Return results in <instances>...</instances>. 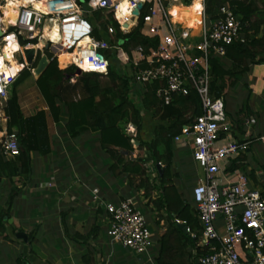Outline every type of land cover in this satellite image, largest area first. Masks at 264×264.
<instances>
[{
    "label": "built area",
    "instance_id": "1",
    "mask_svg": "<svg viewBox=\"0 0 264 264\" xmlns=\"http://www.w3.org/2000/svg\"><path fill=\"white\" fill-rule=\"evenodd\" d=\"M138 1H142L143 7L134 24L132 12ZM205 1L199 0L197 29H190L173 21L169 12L181 0H0V18L8 7L16 10L14 23L0 27V159L10 160L19 155L17 134L7 130L5 103L8 89L18 74L31 67L25 63L23 49L33 48L41 54L47 50L56 58L69 55L70 66L81 74L106 75L110 61L115 60L127 68L129 97L135 104L140 103L138 92H146V85L154 82L159 83L155 97L164 106L174 97H185L194 91L201 113L191 126L182 128L173 142L189 147L195 165L202 171L191 192L200 227L197 246L203 252L197 264H264V195L241 171L225 172L229 161L245 153L248 143L240 144L233 139L222 98L210 94V58L223 57L227 46L245 41V34L240 19L227 4L219 8L216 20H209ZM96 11L111 12L119 31L124 34L141 19L140 34L157 39L156 48L145 54L141 47H136L128 55L106 40L95 39L92 36L94 25L89 19ZM126 23L129 28L124 27ZM115 33L116 30L108 26L107 34L111 39ZM10 38L16 45L28 42L25 46L19 44L18 51L12 54L20 67L15 74L3 52ZM17 54L23 60L18 62ZM31 72L34 73V69ZM70 83H75V77L70 78ZM125 132L132 137V157L135 158L138 156L134 141L136 128L129 124ZM222 134L225 137H221ZM153 165L152 161H147L145 167ZM91 196L107 214L106 235L111 242L135 254L148 251L153 237L145 216L131 200L103 201L97 188L92 189ZM176 223L182 222L176 220ZM185 232L196 238L186 226Z\"/></svg>",
    "mask_w": 264,
    "mask_h": 264
},
{
    "label": "trees",
    "instance_id": "2",
    "mask_svg": "<svg viewBox=\"0 0 264 264\" xmlns=\"http://www.w3.org/2000/svg\"><path fill=\"white\" fill-rule=\"evenodd\" d=\"M191 1L182 0L184 6H189ZM257 1H205V12L209 20H216L219 8L227 4L240 19L245 34L243 43L235 42L227 46L223 57H212L209 61L210 94L214 98H222L225 114L232 125L231 134L240 144L249 141L243 139V135L246 120L254 114L250 109L248 97L239 110L230 114L227 112L228 97L231 91L242 85L244 77L253 66L264 63V37L249 39L245 33V27L250 18L259 10ZM262 8L264 9V1ZM143 15L145 13H142ZM89 20L94 25L92 36L95 39L106 40L110 46H118L128 55L136 47H141L147 54L150 49L157 46V39L146 38L140 34L141 19L136 27L125 34L119 31L111 12L96 11ZM108 26L116 30L112 39L107 34ZM27 43L21 41L20 45L25 46ZM106 55L109 56L110 52L107 51ZM42 56L46 57L48 65L35 80V86L47 112L40 110L33 116L25 117L19 104L17 88L32 76L31 70L37 67ZM111 62L118 63L115 60L110 61L106 75L82 73L72 84L70 78L74 77L76 68L69 66L60 69L57 58L45 50L43 54L37 53L33 65L24 68L9 87L5 103V113L8 118L7 130L17 134L19 155L10 160L0 159V182L5 180L12 184L7 193L5 209L0 210V240H12L9 237L10 233L16 239L15 235L23 232L20 225L16 227L11 222L10 212L20 189L32 183L31 154L35 153L45 158L51 153L46 123L48 116L53 124H62L63 132L71 140L80 139L85 134H94L95 140L92 138L90 157L95 154V148L104 176L117 183L126 184V192H123L121 200L126 199L129 190L141 191L148 205L152 206L153 212L157 213L156 224L164 221L165 232L157 241L158 253L154 260L155 264H195L196 257L191 250L195 249V243L200 236V227L193 208L192 189L189 199H186L175 185V180L180 178L181 173L173 172V139L181 134L183 127L191 126L194 119L200 115L199 98L194 91H191L188 96L174 97L169 105H161L155 97L159 83L154 82L146 85V92H138L140 103L135 104L129 97L130 77L127 71L118 67L119 63L113 65ZM243 87L247 89L246 84ZM247 92L249 95V90ZM149 118L152 120V136L150 140H143L140 132ZM129 124L136 128L137 133L134 141L138 148V156L135 158L132 157V137L125 132ZM223 136L222 134L221 137ZM94 145L97 146L94 147ZM147 161L160 166V171L153 180L148 177L145 167ZM244 162L245 157L238 156L230 162L225 171L226 174L235 170L241 171L254 187L263 188L264 195V185L257 183L254 169H248V163ZM154 194L157 195L155 198H153ZM105 199L113 203L118 202L109 197ZM98 215L104 221L106 220L107 214L103 209L96 210V216ZM65 216V213L60 215L64 224V236L75 244L90 247L81 256V264H96V249L90 245L98 237L99 224L94 222L85 234L77 231L70 234L65 227ZM176 220L184 222L186 227L196 234V238H191L179 229ZM39 227L37 224L32 231L26 233L27 242L17 240L28 250L27 253L23 252L17 256L16 264H32L33 260L31 261L27 256L35 260L42 259L41 252L35 246L38 242ZM104 233L106 234V231ZM45 264L49 263L45 261Z\"/></svg>",
    "mask_w": 264,
    "mask_h": 264
},
{
    "label": "crops",
    "instance_id": "3",
    "mask_svg": "<svg viewBox=\"0 0 264 264\" xmlns=\"http://www.w3.org/2000/svg\"><path fill=\"white\" fill-rule=\"evenodd\" d=\"M193 1L194 0L191 1L190 5ZM263 1L264 0L257 1L259 10L250 18L249 22L245 27V33L249 39H261L262 37H264V9L262 8ZM176 4L178 7L183 8H187L190 6L180 5L183 4L182 0L180 4H178L177 2ZM5 11L6 10L3 11V17L0 18L1 28H5L9 24L4 22ZM19 44H17V46L20 47ZM65 55L66 54L59 55L57 58L58 67L60 69H65L70 66V59L67 64L64 63L63 67H61L60 65L61 63L59 58ZM19 59L20 61L23 60L21 59V55L19 56ZM63 61L65 62V59H63ZM30 78H33L34 84H27L26 87L19 86L17 88L19 104L25 117L33 116L36 112L40 110L47 112V109L43 102V106L37 109L34 113H25V107H27V111L30 110V108L32 107L33 102H30L32 100L31 95H35V93L38 92L35 86V80L38 77H36L33 73ZM241 84L242 85L238 89L230 92V96L228 97L229 105L227 107V112H229L230 114L235 113L245 104L246 97H248L250 109L253 112L254 116L246 120L247 122L243 139L249 141L247 150L244 154L241 153L240 155L245 157L244 163H248V169H254L255 176H263L264 63L253 66L250 72L244 77L243 82ZM244 84L247 85V89L243 87ZM238 90V100H234V97H231V94H234V92ZM248 90L250 92L249 95L247 92ZM151 121L152 120H150V118L149 120L147 119L145 121V127L140 132L141 138L143 140L151 139ZM46 123L48 137L50 140L51 153L48 154V156H46L45 158L36 155L35 153L31 154L33 167L32 183L20 189L18 196L14 200V204L10 213H12L13 216H16V218L20 222L22 229H24L25 226H28L31 227L32 231L37 224L40 226L38 230V243L41 245L42 243L46 242V244L51 245L54 250L53 252L48 253V258L50 261L60 260L61 262H63V264H81V256L85 254L86 249L90 247L84 244H75L64 236V224H62V220L60 217L61 213L66 214L64 222L65 227L67 228L70 234L75 231L80 233V231L77 229L78 224L80 223V226H82L85 231H88L91 225L90 227L86 228V224L89 223L87 220L88 214H86V211H84V207L88 208L94 203L92 201L91 196L92 189L97 188L99 190L100 197L103 201H107L105 198L108 197L116 201H122L120 197L123 195V192H126V184L117 183L116 181L108 179L106 176H104V173L101 169V162L99 160L97 150L95 148V154L93 155L94 157H90V147H92V142L95 138V136L93 137L94 134H85L80 139L71 140L63 132L61 123L58 125L53 124L51 118H49L48 116L46 117ZM233 139L235 138L233 137ZM96 146L97 145H94V147ZM185 153L186 155L183 156V154ZM173 155V172L181 173L180 178H178V180H175V185L178 191L183 195V198H186L190 195V191L195 185L194 184L192 186L194 181L196 183V180L202 176V171L195 165L191 157L190 148L185 146L183 143L180 142L176 144L173 142ZM96 158H98V160H96ZM185 158L189 159V162H187L189 164L184 162ZM231 161H229V164ZM252 162H258V164L254 166L255 168H253V165L249 164ZM94 166L95 169H92ZM153 166H146V170L150 180H153L157 176V172H159L156 166ZM45 170L51 172V176L45 177ZM41 179L44 181H41ZM256 179L259 180V177H256ZM51 180H53V184L51 183ZM76 181H82V186H85L87 184L88 187H86V190L84 192L82 191V189L77 191L72 189L71 183L75 184ZM5 183L8 182L5 180H2L0 182V198L2 197V190ZM41 183H51V186L50 188L45 187L47 188L44 191V193H47L45 199L40 198L39 201L34 202L35 198L33 197V195H31L32 193H29L28 195V192L30 188L38 187V185H40ZM57 185H59L58 188ZM11 187L12 184L10 185V188ZM10 188L8 189V192ZM127 192L128 196L125 200H131L141 211L142 214L144 212L145 214L143 215H145L146 220L149 219V217L154 218L151 224L153 225V230H150L153 237V245L148 249V251L143 254H133H135V256L138 255L144 257L150 264H155L154 260L158 253L157 241L159 237L165 232V223L164 221H160L158 225L156 224L157 213L153 212L152 206L148 205V201L142 196L141 191L133 192L129 190ZM184 194L186 195V197L184 196ZM65 195L68 198L70 197V199L68 200L70 203L68 202V204L66 203V201H64L65 199H61L60 197ZM156 196L157 195L154 194L153 198H155ZM6 200L7 196L5 198V201ZM3 204H5L4 201L2 202V205ZM94 204L97 206V209H103L100 204ZM2 208L3 207L0 206V210ZM94 215L96 217V212ZM84 216H86L85 221L83 220ZM48 237L51 239V242L49 241ZM100 239L101 236H98L97 239L91 242L90 245L96 249V264H145L142 259H136L134 255L130 254V250L125 249L121 246V251H114L112 248V244L116 243L111 242L110 239L108 240L109 243H106L105 240ZM68 243L69 245L71 244L74 246L75 253L73 256L70 254V249H66ZM197 245L198 243L196 242L195 249L191 250L193 256L196 257V260L198 258L197 256L203 253L202 249L199 248ZM0 247H3V250H0L1 253L2 251L5 252L4 256L0 257V264H16L15 260L17 256L24 252V246H21L19 249H16L17 251L14 249L12 250L10 242H5ZM68 247L70 248L71 246ZM56 248L61 254L55 251ZM197 251L199 252V254Z\"/></svg>",
    "mask_w": 264,
    "mask_h": 264
},
{
    "label": "rangeland",
    "instance_id": "4",
    "mask_svg": "<svg viewBox=\"0 0 264 264\" xmlns=\"http://www.w3.org/2000/svg\"><path fill=\"white\" fill-rule=\"evenodd\" d=\"M174 6H177V4L175 3L174 4ZM93 18H95V17H93ZM19 54H17V55H15V59L19 62L20 61V59H19ZM60 59V58H59ZM113 65H114V63H116V62H111ZM116 64H118V63H116ZM118 67H120L121 69H124L125 71H127V68L126 67H122L121 65H119L118 64ZM33 74V73H32ZM76 80H77V77L75 78ZM27 84H34V82H33V78H29V79H27L22 85H21V87H26V85ZM234 97V100L236 99V100H238V97H239V90L238 91H236V92H234V94H231V97ZM31 97H32V100L30 101V102H33V104H32V107L30 108V110H28L27 111V107H25V105H24V111H25V113L26 114H29V113H34L37 109H39L41 106H43V101L41 100V98H40V96H39V94H38V92H36L35 93V95H31ZM230 99V98H229ZM184 155H186V153L185 154H183V156ZM96 160H98V158H96ZM185 161V163H187V162H189V159L188 158H185L184 159ZM99 162V161H98ZM187 164H189V163H187ZM250 165H253V168H255L254 166L256 165V164H258V162L257 163H249ZM249 165V166H250ZM190 166H191V164H190ZM92 169H95V166L92 168ZM42 171V170H41ZM180 173V172H179ZM46 176H51V172H48V171H46L45 170V177ZM53 177V176H52ZM257 178L259 177V180L257 179V183H260V184H262V185H264V174H263V176H256ZM54 178V177H53ZM41 181H44V180H42L41 179ZM90 181H92V180H90ZM16 183V182H15ZM51 183L53 184L54 182H53V180H51ZM51 183H47V184H43V183H41L40 185H38V187H33V188H30V190H29V192H28V195H29V193H32L31 195H33V197L35 198V200H34V202L36 201H39V199L40 198H43V199H45L46 198V195H47V193H44V191L47 189V188H50V186H51ZM252 183V182H251ZM80 184H81V186H80ZM86 184V183H85ZM195 184V181H194V183L192 184V186ZM71 185H72V189L73 190H80V189H82V191L84 192L85 190H86V187H88L87 186V184L85 185V186H82V181H79V182H77L76 181V183L74 184V183H71ZM45 187H47V188H45ZM59 187V185H57V188ZM10 188V185L8 184V183H5L4 184V186H3V190H2V197L0 198V203H1V205L0 206H2L4 209H5V206H3L2 205V202L4 201L5 202V198H6V196H7V192H8V189ZM261 191L263 190V188L262 187H258ZM53 189V188H52ZM49 190H51V189H49ZM0 194H1V192H0ZM35 194H36V196H35ZM69 196V195H68ZM184 196L186 197V195L184 194ZM61 197V199H65L64 201H66V203L68 204V200L70 199V197L68 198L66 195L65 196H60ZM187 199H189V196H187L186 197ZM25 199V198H24ZM72 199V198H71ZM70 203V202H69ZM74 207V206H73ZM96 210H97V206L93 203L92 205H90V207H88V208H86V207H84V211H86V214H88V223L89 224H86V228L87 227H90V225H92V223H97V224H99V227H100V232H99V234H98V236H101V239L102 240H105L106 241V243H109V238H107V236H106V234L104 233V231H105V229H106V221H104V219H102V218H100V216L98 215V216H96L95 217V212H96ZM143 214H145L144 212H143ZM10 216H11V222L16 226V227H18L19 225H20V222H19V220L16 218V216H13V214L12 213H10ZM86 216H84V218H83V220L85 221L86 220ZM145 216V215H144ZM154 220V218H151V217H149V219H147V223H148V227L150 228V230H153V225H151L152 224V221ZM10 223V222H9ZM82 224H83V222H82ZM81 225V223L80 224H78V227H77V229L80 231V233L81 234H85V232H87V230L85 231L83 228H82V226H80ZM21 226V225H20ZM22 228V227H21ZM29 231H31V227H28V226H25L24 227V229H23V232L24 233H28ZM9 237H10V239H12V240H9V239H7V240H0L1 241V243H0V246H2L5 242H10V244H11V248H12V250L14 249V250H16V249H19L21 246H23L20 242H18V241H20V239H15L13 236H12V234L10 233L9 234ZM49 238V237H48ZM100 239V240H101ZM18 240V241H17ZM49 241L51 242V239L49 238ZM34 246V245H33ZM35 246H37L38 247V250L41 252V257H42V259H40V260H35L33 257H31V256H27V258L28 259H30L31 261H32V264H45V261H47L49 264H63V262H61L60 260H49V258H48V253L49 252H53L54 250H53V248L51 247V245H49V244H46V242H44V243H42L41 245L37 242V244H35ZM68 246H71L70 248L68 247ZM68 246H67V250L68 249H70V254L73 256L74 255V253H75V250H74V246L73 245H69V243H68ZM9 247V246H8ZM17 247V248H16ZM121 246L119 245V244H112V248H113V250L114 251H121V248H120ZM0 250H3V247H0ZM27 250L28 249H26V247H24V252H26L27 253ZM17 251V250H16ZM55 251L57 252V253H59V254H61L60 252H58V249L56 248L55 249ZM4 254H5V252L4 251H2V253H1V251H0V257L2 256H4ZM130 254H132V255H134V257L137 259H142L143 261H144V263L145 264H150V263H148L147 262V260L144 258V257H142V256H138V255H136L135 256V254H133V252H130ZM97 258H99V257H97Z\"/></svg>",
    "mask_w": 264,
    "mask_h": 264
},
{
    "label": "bare ground",
    "instance_id": "5",
    "mask_svg": "<svg viewBox=\"0 0 264 264\" xmlns=\"http://www.w3.org/2000/svg\"><path fill=\"white\" fill-rule=\"evenodd\" d=\"M197 5H199V7H197ZM34 6L40 7L42 6V4H34ZM11 7H8V9L5 11V17H4L5 23H14L15 21L16 10H14ZM199 9H200L199 0H194L192 4L187 8L173 6L170 8L169 12L172 15L173 21H175L176 23H181L185 28L197 29L199 22V16H198ZM84 43L85 41H83L81 45H84ZM17 51H18V46L13 42L12 39L10 40V43L4 47L3 50L5 59H7L10 62V68L13 74L17 73L20 70V67L12 59V54ZM63 59H65V62L63 61ZM69 59H70L69 56L66 55L61 56L60 65L63 66L64 63L67 64Z\"/></svg>",
    "mask_w": 264,
    "mask_h": 264
},
{
    "label": "water",
    "instance_id": "6",
    "mask_svg": "<svg viewBox=\"0 0 264 264\" xmlns=\"http://www.w3.org/2000/svg\"><path fill=\"white\" fill-rule=\"evenodd\" d=\"M142 7H143L142 1H138L135 9L132 12V14L134 16V18H133L134 24L137 23V21H138V16H139V13H140ZM124 27L129 28V23H126L124 25ZM45 49H47V45H45ZM23 55H24L25 63L27 64V66H32L35 59H36L35 49H33V48L32 49H23ZM47 65H48V61H47L46 57L42 56L40 58L38 64H37V67L34 69V75L36 77H39L44 72ZM80 75H81V72L78 69H76L74 77H79ZM156 168L158 171H160V167L158 165L156 166ZM178 227L183 232H185V225L184 224H179ZM15 236L17 239H20V240H23L24 242H27V234L26 233L20 232V233H17ZM196 264H197V261H196Z\"/></svg>",
    "mask_w": 264,
    "mask_h": 264
},
{
    "label": "snow or ice",
    "instance_id": "7",
    "mask_svg": "<svg viewBox=\"0 0 264 264\" xmlns=\"http://www.w3.org/2000/svg\"><path fill=\"white\" fill-rule=\"evenodd\" d=\"M197 7H199V5H197Z\"/></svg>",
    "mask_w": 264,
    "mask_h": 264
}]
</instances>
